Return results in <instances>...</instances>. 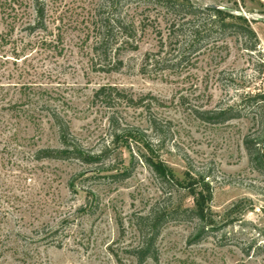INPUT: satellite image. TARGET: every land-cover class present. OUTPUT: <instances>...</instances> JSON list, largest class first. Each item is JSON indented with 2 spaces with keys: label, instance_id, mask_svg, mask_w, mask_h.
Listing matches in <instances>:
<instances>
[{
  "label": "rangeland",
  "instance_id": "rangeland-1",
  "mask_svg": "<svg viewBox=\"0 0 264 264\" xmlns=\"http://www.w3.org/2000/svg\"><path fill=\"white\" fill-rule=\"evenodd\" d=\"M40 1L47 29L30 31L35 0H0V264H137L130 253L139 242L135 217L156 204L195 208L190 189L202 190L201 175L211 191L210 231L192 243L197 220L166 223L158 260L145 264H264V172L245 146L247 137H263L259 106L250 99L264 93V0H191L243 16L258 43L213 33L195 66L177 71L145 65L147 53L159 50V32L166 33L161 8L135 0ZM118 12L137 32L106 67L95 52L101 19ZM117 38L115 47L123 41ZM103 86L146 97L150 110L117 99L108 107L95 100ZM228 107L241 117L210 124L196 113ZM54 112L85 148L112 146L104 167L37 158L40 149L61 147ZM112 118L119 129H140L191 188L159 181L139 161L143 143L112 145ZM132 162L128 179L109 177ZM55 230L60 248L40 239Z\"/></svg>",
  "mask_w": 264,
  "mask_h": 264
},
{
  "label": "trees",
  "instance_id": "trees-1",
  "mask_svg": "<svg viewBox=\"0 0 264 264\" xmlns=\"http://www.w3.org/2000/svg\"><path fill=\"white\" fill-rule=\"evenodd\" d=\"M135 1H138L140 4L154 5L161 8L163 11V22L166 26L165 34L159 32V50L155 53H147L145 57V65L147 66L160 67L162 71H177L181 67H193L197 62L196 57L200 54L206 39L212 36L213 33L222 36L233 34L249 37L254 41L252 48H255L258 43L257 34L246 18L235 16L222 8L195 4L191 0ZM115 5L116 9L119 10V4ZM35 12L37 24L29 28L30 31L47 29L44 23L46 10L40 0H35ZM99 31L100 34L96 42L95 52L101 61L104 62L103 65L108 67L111 64V53L115 51L114 49L118 52L122 48V45L131 43L130 41L135 38L137 27L134 20H126L118 12L115 16L101 19ZM117 35L122 36L123 41L120 46L115 47V43L118 40ZM133 49L136 50L137 46ZM117 65L120 67L122 62L119 61ZM108 71L111 70L109 69ZM147 97L153 101H158L155 96L148 95ZM145 98L135 99L132 94L114 86H103L95 92V100L101 99L108 107H112V102L117 99L129 106L145 107L147 110H150L151 102L144 104ZM250 101L259 106V124L263 131V137L257 136L255 138L249 136L245 139V146L252 166L256 170L264 172V93L260 92L254 95ZM196 113L203 122L210 124H222L241 117L240 111L232 107L203 112L196 111ZM52 119L58 130L61 147L40 149L37 152L38 159H73L87 165L104 167L113 156L115 150L111 148V145H104L97 150L85 148L73 137L69 122L59 113L54 112ZM111 126L114 131L112 145L116 144V142H123L128 138L133 139L136 143H143L146 151L139 152V161L146 164L154 172L159 181L163 184H168L172 189L175 186L187 189L191 188L190 186H184L183 182L175 178L171 168L160 160L157 155L160 148L147 141L140 129H119V122L115 118H112ZM111 168L113 169L114 167ZM134 168L135 163L132 162L122 172L111 174L109 177L121 180L128 179L131 177ZM188 172H191V170H188ZM200 177L202 190L197 192L193 187L190 189V193L196 197L195 208L180 210L174 208L171 203L169 205L156 204L146 214H140L135 217L134 225L138 232L139 242L137 246L130 250V253L137 264H145L148 260H158V238L164 225L172 220H197L199 222L198 230L191 239L192 243L200 241L210 231V225L213 222L207 208V202L210 200L211 191L208 183L205 182L206 175H201ZM169 197H172V194ZM55 234H57L56 230L49 232L40 239L46 245L60 248L62 242L55 239ZM258 249L264 251V244H261Z\"/></svg>",
  "mask_w": 264,
  "mask_h": 264
}]
</instances>
